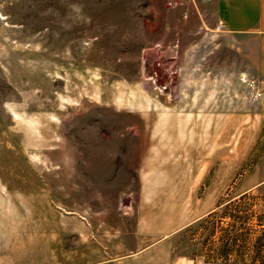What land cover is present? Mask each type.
I'll return each mask as SVG.
<instances>
[{
  "label": "rangeland",
  "instance_id": "rangeland-1",
  "mask_svg": "<svg viewBox=\"0 0 264 264\" xmlns=\"http://www.w3.org/2000/svg\"><path fill=\"white\" fill-rule=\"evenodd\" d=\"M209 3L0 0V264H264L262 90Z\"/></svg>",
  "mask_w": 264,
  "mask_h": 264
},
{
  "label": "crops",
  "instance_id": "crops-1",
  "mask_svg": "<svg viewBox=\"0 0 264 264\" xmlns=\"http://www.w3.org/2000/svg\"><path fill=\"white\" fill-rule=\"evenodd\" d=\"M209 7L221 32L234 36L236 50L248 65L247 72L242 74L257 80L262 90L260 104L264 106V0H210ZM261 173L260 167L253 169L246 177L251 178L252 182L243 181L237 188L242 193L262 188L264 178H260ZM216 203L217 201L215 206ZM118 239L124 241V235L120 234ZM131 239L135 240L134 247L126 249L125 242H121L118 247L116 238L112 237L99 251L103 259L107 256V259L99 264H143L148 250L146 244L141 242L145 236L137 232ZM157 244L159 243L155 242L150 247L153 248Z\"/></svg>",
  "mask_w": 264,
  "mask_h": 264
},
{
  "label": "built area",
  "instance_id": "built-area-1",
  "mask_svg": "<svg viewBox=\"0 0 264 264\" xmlns=\"http://www.w3.org/2000/svg\"><path fill=\"white\" fill-rule=\"evenodd\" d=\"M242 80L245 82V80H246V77L244 76V77H242ZM248 83V82H247ZM249 85V88L250 89H252V92H253V94H252V99L253 100H257L258 98H260L261 97V92H260V90L257 88V89H255V86H254V84L252 83V82H250L249 81V83H248Z\"/></svg>",
  "mask_w": 264,
  "mask_h": 264
}]
</instances>
